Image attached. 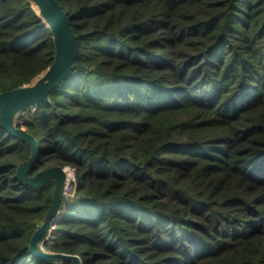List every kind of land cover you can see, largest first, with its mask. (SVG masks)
Listing matches in <instances>:
<instances>
[{
  "label": "trees",
  "instance_id": "trees-1",
  "mask_svg": "<svg viewBox=\"0 0 264 264\" xmlns=\"http://www.w3.org/2000/svg\"><path fill=\"white\" fill-rule=\"evenodd\" d=\"M78 35L71 73L18 116L66 166L44 241L82 264H264V0H59ZM55 57L35 0H0V91ZM31 146L1 123L0 264L33 253L55 180L17 175Z\"/></svg>",
  "mask_w": 264,
  "mask_h": 264
},
{
  "label": "water",
  "instance_id": "water-1",
  "mask_svg": "<svg viewBox=\"0 0 264 264\" xmlns=\"http://www.w3.org/2000/svg\"><path fill=\"white\" fill-rule=\"evenodd\" d=\"M35 1L53 32L55 57L51 65L35 82L0 91L1 123L11 134L24 139L31 146L30 156L17 166V175L22 182L28 187L37 188L55 180L52 202L45 219L31 237V250L35 255L46 260H54L58 263L70 260V264H82L79 254L54 251L44 245V241L53 232V226L67 194L69 179L65 170L66 166L52 164L35 173H30L40 156L41 147L32 132L16 123L21 111L41 101H50V92L73 70L78 51V35L62 3L59 0Z\"/></svg>",
  "mask_w": 264,
  "mask_h": 264
},
{
  "label": "rangeland",
  "instance_id": "rangeland-1",
  "mask_svg": "<svg viewBox=\"0 0 264 264\" xmlns=\"http://www.w3.org/2000/svg\"><path fill=\"white\" fill-rule=\"evenodd\" d=\"M70 181H71V180H69V182H68L67 193H69V190L71 189V188H70V187H71V186H70Z\"/></svg>",
  "mask_w": 264,
  "mask_h": 264
},
{
  "label": "built area",
  "instance_id": "built-area-1",
  "mask_svg": "<svg viewBox=\"0 0 264 264\" xmlns=\"http://www.w3.org/2000/svg\"><path fill=\"white\" fill-rule=\"evenodd\" d=\"M22 114H27V110H23V111H21L20 115H22ZM20 115H19V116H20Z\"/></svg>",
  "mask_w": 264,
  "mask_h": 264
}]
</instances>
